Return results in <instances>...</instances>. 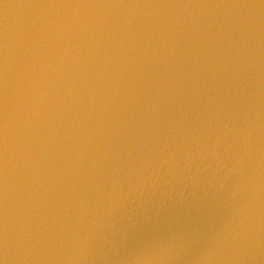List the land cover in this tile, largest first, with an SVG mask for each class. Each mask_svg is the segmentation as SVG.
<instances>
[{
  "label": "water",
  "instance_id": "water-1",
  "mask_svg": "<svg viewBox=\"0 0 264 264\" xmlns=\"http://www.w3.org/2000/svg\"><path fill=\"white\" fill-rule=\"evenodd\" d=\"M0 264H264V0H0Z\"/></svg>",
  "mask_w": 264,
  "mask_h": 264
}]
</instances>
